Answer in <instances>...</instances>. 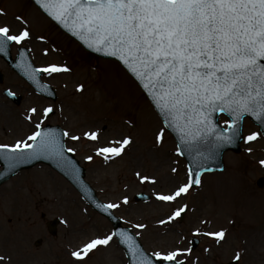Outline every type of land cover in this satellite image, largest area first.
<instances>
[{
  "label": "rangeland",
  "instance_id": "rangeland-1",
  "mask_svg": "<svg viewBox=\"0 0 264 264\" xmlns=\"http://www.w3.org/2000/svg\"><path fill=\"white\" fill-rule=\"evenodd\" d=\"M1 24L14 34L24 28L30 31L31 39L21 45L32 49L37 66L56 64L69 71L44 77L58 95L52 102L39 97L0 61L4 76L0 84V144L25 140L37 130V123L60 125L70 136L81 137L79 141L66 137L67 147L74 149L99 198L120 205L115 213L147 252L190 249L191 239L196 237L200 239L198 249L185 252L178 260L229 264L239 253L240 264H264V188L256 185L259 178H264L262 136L252 143L244 139L238 154H225L223 172L203 176L197 188L175 202L160 201L158 193L169 194L187 183L188 169L173 138L127 73L114 62L91 58L56 32L48 37L50 42L40 43L49 24L23 0H0ZM51 43L54 48H49V55L44 57L42 50ZM81 85L83 90H79ZM5 90L21 96L22 102L13 104L4 95ZM49 106L54 111L45 118L43 109ZM33 107L37 108L35 114L30 112ZM226 120H220L224 126ZM87 131H97L99 139L88 140L83 136ZM160 131L164 137L157 143ZM254 131L259 132L246 120L244 137ZM125 137H131L132 143L119 157L105 161L96 155L97 148ZM88 156L92 161L86 159ZM137 172L154 178L155 183L142 182ZM139 193L150 195V202H135L134 196ZM124 197L129 203H123ZM184 204L188 209L183 220L159 223ZM54 219L60 220L55 237L47 230V223ZM137 224L145 227L137 228ZM0 227V256L5 257L0 264H127L115 238L107 246H97L84 260L71 255L91 239L110 234L112 227L45 165L19 173L0 189ZM196 229L201 233L223 229L226 236L217 242L213 237L197 235Z\"/></svg>",
  "mask_w": 264,
  "mask_h": 264
},
{
  "label": "snow or ice",
  "instance_id": "snow-or-ice-1",
  "mask_svg": "<svg viewBox=\"0 0 264 264\" xmlns=\"http://www.w3.org/2000/svg\"><path fill=\"white\" fill-rule=\"evenodd\" d=\"M50 17L67 28L89 48L117 57L140 82L151 97L158 113L180 140L196 168L204 161L215 158L216 151L241 137V122L251 115L264 127V0H36ZM30 38L24 28L19 34H10L8 26L0 27V52H6L9 42L22 44ZM23 59V54L21 55ZM27 66V65H25ZM65 66L52 64L42 69H31L30 78L38 83L36 73L67 72ZM79 90H83L81 85ZM9 96L15 93L9 91ZM45 107L43 116L53 113ZM32 114L37 108L30 109ZM226 114L227 129L218 126V115ZM31 120L32 116L29 115ZM36 131L14 145L0 144V158L13 169L16 165L46 155L70 165L64 157L61 140L80 136L68 131L58 133L36 124ZM264 135L251 132L243 137L248 142ZM83 136L91 141L99 139L97 131H87ZM164 132L156 135L157 143L163 141ZM31 141V143H29ZM99 147L96 155L105 161L122 155L132 143L131 137L110 142ZM204 151H201V147ZM73 152V148H67ZM179 151V149H178ZM181 154H184L181 152ZM92 161L93 157H86ZM264 164V161H261ZM73 171H75L73 169ZM175 172L176 169L174 168ZM141 181L155 183L154 178L141 176ZM188 181L169 193H158L163 202H175L194 185L201 184L200 174L190 168ZM124 204L129 203L124 197ZM104 211L119 208L117 203L99 205ZM188 205L176 207L160 224L181 218ZM137 228L145 225L137 224ZM197 235L222 241L225 230ZM119 236L127 246L135 264H184L178 257L191 249L167 252L155 251L147 255L132 235L124 230L111 232L104 237L91 239L82 249L71 255L84 260L97 246H107ZM5 257L0 256V261ZM235 259H240L237 253Z\"/></svg>",
  "mask_w": 264,
  "mask_h": 264
},
{
  "label": "water",
  "instance_id": "water-1",
  "mask_svg": "<svg viewBox=\"0 0 264 264\" xmlns=\"http://www.w3.org/2000/svg\"><path fill=\"white\" fill-rule=\"evenodd\" d=\"M32 1L36 4V6L40 10H42V12L44 14H46L51 20H53L64 32H66L68 35H70L72 38H74L88 52H90V53H92V54H94V55H96L98 57L104 58V59H110V60H115V61L119 62L121 64V66L135 79V81L138 83V85L141 87V89L145 92V94L147 95L148 99L150 100V102L154 106L151 97L143 89V87L140 84V82L133 76V74L123 65V63L117 57L109 56V55H107L104 52H96L94 49L89 48L83 41H81L77 36L73 35V33L70 32L67 28H65L62 24H60L58 21H56L52 17H50L48 15V13L45 12L44 9L39 4H37L36 0H32ZM35 88H37V90L40 93L46 95L47 97H50V98H52L54 100L56 99L55 92L51 88H49L47 86H43L41 84H38V86L35 85ZM42 88H45L47 90V92H45ZM154 108H155V106H154ZM156 111L158 113L157 109H156ZM159 116L163 120V117L160 114H159ZM246 117H250L255 124L260 126L262 133H264V127H262L260 125L259 121H257L251 115H246L245 118ZM163 122H164V120H163ZM164 124L167 127V129L175 137V139H176V141L178 143V147H179L180 151L184 153L182 155L186 159V161H187V163L189 165V168L195 169V172H198L200 174V177L205 172H213V171L223 170V154L226 151H228V150H232V151L238 152L239 149H240L239 146H240L241 137L237 138L233 143L224 145L221 148H219L216 151L214 159L204 161V167L203 168H196L195 165L192 163V160L189 158L187 152L184 151V149L181 147L180 140H179V137L177 136V134L172 129H170L165 122H164ZM242 125H243V121L241 122V128H242ZM218 126H219V124H218ZM219 127L222 128L221 126H219ZM47 128L54 129L58 133H63V131L61 130L60 127L47 126L45 129H47ZM61 140H62V142L64 144V137L62 135H61ZM64 147H65V145H64ZM201 151H204V147L203 146L201 147ZM64 157H65L66 160L71 161L70 165L66 166L64 162H62L61 160H59V159H57L55 157H49V156H46V155H42V156H39V157H37L35 159H32V160L26 161L24 163L18 164L13 169H9L7 163L2 158H0V163L4 167L3 172L0 173V186L4 182H6L9 178L14 176L17 172H19L20 170L29 169V168L35 166L38 163H45V164L49 165L50 167H52L53 169H55L56 171H58L60 174H62L80 192V194L83 196V198L87 201L88 204H90L100 214H102L103 216L107 217L108 220L112 223V225L114 227V232L118 233L120 230H124L125 232H127L128 234L133 236V234L130 232V230L122 228L121 221L117 217H115L113 215L112 209H110V210H108L106 212V211H104V209L102 207H99V205H103V204L98 200V198L96 196V193L92 189V187L85 181V170L80 167L79 162L74 158V156L71 153L67 152L66 148H65V151H64ZM73 169L75 171H73ZM258 185L260 187H263L264 186V180L263 179L259 180ZM194 186H196V185H194ZM136 199L137 200H142V199L145 200V199H147V197L142 195V196L137 197ZM56 225H57V221H55L52 224H49V231L53 235L56 234ZM117 238L119 240L120 245L124 248V250H125V252L127 254V257H128V260H129V264H135V262L133 261L130 253L128 252L127 246L124 243L121 242V238L119 236H117ZM133 238L135 239L137 245L143 250V247L139 243L138 239L136 237H134V236H133ZM197 245H198V241H195V243L193 245V249L196 248ZM155 264H167V262L162 263V262L156 261Z\"/></svg>",
  "mask_w": 264,
  "mask_h": 264
},
{
  "label": "bare ground",
  "instance_id": "bare-ground-1",
  "mask_svg": "<svg viewBox=\"0 0 264 264\" xmlns=\"http://www.w3.org/2000/svg\"><path fill=\"white\" fill-rule=\"evenodd\" d=\"M0 229H1V227H0Z\"/></svg>",
  "mask_w": 264,
  "mask_h": 264
}]
</instances>
